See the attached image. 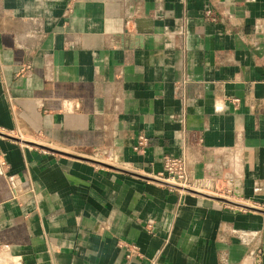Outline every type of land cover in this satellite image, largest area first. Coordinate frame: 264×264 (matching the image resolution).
I'll return each mask as SVG.
<instances>
[{"label":"crops","instance_id":"crops-1","mask_svg":"<svg viewBox=\"0 0 264 264\" xmlns=\"http://www.w3.org/2000/svg\"><path fill=\"white\" fill-rule=\"evenodd\" d=\"M0 160V264H264V0H0Z\"/></svg>","mask_w":264,"mask_h":264},{"label":"built area","instance_id":"built-area-1","mask_svg":"<svg viewBox=\"0 0 264 264\" xmlns=\"http://www.w3.org/2000/svg\"><path fill=\"white\" fill-rule=\"evenodd\" d=\"M148 144V138L145 136L140 137L139 147L146 146ZM1 164H4L0 160ZM156 179L166 181L172 185L178 187H191V181L187 172L186 160L182 157L168 155L164 158V169L159 175L156 176ZM123 246L128 251L127 256H134L139 253V247L130 242H122Z\"/></svg>","mask_w":264,"mask_h":264},{"label":"rangeland","instance_id":"rangeland-1","mask_svg":"<svg viewBox=\"0 0 264 264\" xmlns=\"http://www.w3.org/2000/svg\"><path fill=\"white\" fill-rule=\"evenodd\" d=\"M146 137V136H145ZM139 146V143H138V145L136 146V147H138ZM135 147V148H136ZM144 147L145 146H141V147H139L138 148V150H142V149H144ZM137 149V148H136ZM94 158L95 159H97V160H101V161H103L104 163L106 162V163H109V164H117V162L113 159V158H111L110 156H105V155H94ZM119 166H122V167H129L127 164H120ZM159 175V174H158ZM155 179H156V177H155ZM156 180H158V181H161V182H165V183H167L166 181H163V180H159V179H156ZM167 184H169V185H172V184H170V183H167ZM191 185V187H180L181 189H185V190H191V191H194V192H200L201 190H198V189H196V187H194V185H192V184H190ZM173 186H175V185H173ZM178 187V186H177ZM203 194H205V193H203ZM206 195V194H205Z\"/></svg>","mask_w":264,"mask_h":264},{"label":"water","instance_id":"water-1","mask_svg":"<svg viewBox=\"0 0 264 264\" xmlns=\"http://www.w3.org/2000/svg\"><path fill=\"white\" fill-rule=\"evenodd\" d=\"M99 163H103V162H100V161H98ZM104 164V163H103Z\"/></svg>","mask_w":264,"mask_h":264}]
</instances>
